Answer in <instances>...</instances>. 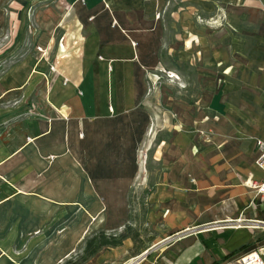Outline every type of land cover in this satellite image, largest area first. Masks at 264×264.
Listing matches in <instances>:
<instances>
[{
    "label": "crops",
    "instance_id": "1",
    "mask_svg": "<svg viewBox=\"0 0 264 264\" xmlns=\"http://www.w3.org/2000/svg\"><path fill=\"white\" fill-rule=\"evenodd\" d=\"M179 1L0 0V31L8 2L12 30L33 17L38 48L0 70V264H45L46 255L67 253L75 232L44 227L76 223L77 207L86 218L103 207H125L141 144L162 129L169 138L157 157L163 178L150 200L169 209L166 221L185 223L172 236L223 227L217 220H243L257 204L254 197L264 198L250 187L264 177L255 164V142H264V42L258 40L264 8L258 0L228 6L226 29L238 33L218 39L221 9H214L221 0ZM193 6L201 9L199 23L191 21L195 29L188 24ZM173 24L181 38L173 39ZM14 45L11 35L5 58ZM195 55L200 75L226 80L216 102L221 113L212 118L214 107L193 117L188 103L172 102L161 128L151 84L163 71H185ZM196 129L213 135L201 140ZM229 201H239L237 211L220 214ZM57 207H69L68 218L55 215ZM243 221L263 225L231 229L262 231L216 258L208 255L206 264H224L264 244V218ZM201 225L209 230L201 232Z\"/></svg>",
    "mask_w": 264,
    "mask_h": 264
},
{
    "label": "rangeland",
    "instance_id": "2",
    "mask_svg": "<svg viewBox=\"0 0 264 264\" xmlns=\"http://www.w3.org/2000/svg\"><path fill=\"white\" fill-rule=\"evenodd\" d=\"M239 1L240 0H221L220 5L215 6V11H217V8L221 9V18L219 20V24L221 25H219L220 28L216 29L218 39H233L238 33L235 28H232L231 30L226 29L228 21L227 18H225V13H227L228 6L236 4ZM179 2V0H173V6L179 4ZM258 2L264 8V0H258ZM190 4L192 3L190 2ZM8 5V2L2 4L5 25L4 29L0 31V57L5 55L2 50L9 43L11 35L13 36V42L15 44L18 43L19 45H14L9 51H6L7 54L10 53L6 58L4 56L5 59L3 61H0V70L3 69L4 66L6 67L19 61L24 55H35L38 49L36 47L37 32L32 29V24L35 22L33 17L31 16L29 21L25 20L23 23L17 25L19 27L18 30H12L8 20ZM193 7L194 10L191 12V18H189L190 23L188 24L190 25V28L192 27V29H195L192 23H199V16L195 13L197 11L199 14L200 11L197 9H201L197 8V6ZM204 14L206 15H204L205 17L209 16H207L208 13H206V11ZM205 21L207 23L211 22L212 18H208ZM13 22L14 24L12 26L14 27L16 25L15 21ZM169 29L172 33L173 39L181 38V30L178 26L173 24ZM188 33L189 35L195 34L192 32ZM177 34L178 36L175 37ZM204 34H209V31H205ZM258 40L260 43L264 42V35L258 38ZM189 62V66L186 67L185 71L180 73L163 71L151 84L153 87L152 93L155 101L154 103L157 107L156 112L158 120L161 122V128H164L163 124L166 120L165 114L167 113H165V111L170 107V103L172 102L188 103L192 106V111L188 112L193 117L196 116L201 109L216 108V104L219 103L218 100L222 95L221 86L226 80L224 78L213 76L212 74H204V76L200 75V71L197 67L200 60L196 58V55L195 57H191ZM240 75L241 74H239V76ZM240 78L243 79L244 77L242 76ZM206 92L209 93L207 94ZM213 92L215 93L212 94ZM214 113L215 114L212 118L217 120L221 112L216 108ZM207 119L208 116L205 115V120L207 121ZM195 134L199 135L201 140L203 139L204 141L205 139L211 138L213 135L211 130L206 129H196ZM168 139L169 138L164 137L162 129V131L158 132L156 138H145L144 142L141 144V149L138 153L139 172L134 176L132 185L128 190L127 201L129 204L127 203L125 207L122 208L119 206L117 208H108V210L103 207L100 208V214L95 213L92 217L88 216L87 218L83 215L85 212L84 209L77 207L76 223L65 221L60 224H57V222L45 223V231L53 228L57 233L65 235L68 234L69 231L75 232V236L70 240L69 246L67 247L65 245L63 247H67L68 249L66 250H69V248L71 249L67 253L62 251L60 254H54L53 256L46 255L45 257L49 258L46 259L45 264H63V262L70 257V254H72L74 259H78L79 250L86 236L91 235L98 230H103L106 233H115L121 230L125 225L130 226L128 231L130 237L124 239L121 246L116 248L104 247L91 256L84 264H126L130 259L142 255L144 251L145 252L142 255L143 260H140L139 264H159L162 259L164 262H161V264H206L208 255L216 258L220 253L228 251L238 241L245 239L248 234L259 233L262 231V229L234 230L231 228L216 227L206 233L187 237L194 234L195 229L193 228V230L186 229L187 231L172 236L175 233L174 231L179 232L181 227H186L185 223H179V221H166V215L169 209H165V207L162 206H156L153 201L150 200L152 187L158 180L163 178L161 170H159L161 163L157 157L160 156L158 152L159 149L164 146V141H167ZM193 151H197L196 146L193 147ZM254 199L257 200V204L252 206L250 211L242 213L244 216L243 220L249 218H264V198L260 199L254 197ZM239 205V201L237 203L232 201L226 202L219 213H233L237 211ZM47 209L48 208H46V211H48ZM54 213L55 215L58 213L59 216L68 218V215L71 212H69V207H57L54 208ZM174 213H176V211ZM171 214L174 215L173 218H176L173 212ZM215 223L225 222L217 220ZM171 226L174 229H172ZM261 227L262 226L259 228ZM170 249V257H167L168 255H166L165 252ZM57 259H60V261H56Z\"/></svg>",
    "mask_w": 264,
    "mask_h": 264
},
{
    "label": "trees",
    "instance_id": "3",
    "mask_svg": "<svg viewBox=\"0 0 264 264\" xmlns=\"http://www.w3.org/2000/svg\"><path fill=\"white\" fill-rule=\"evenodd\" d=\"M129 229L130 226L125 225L119 232L106 233L104 231H98L92 234L84 240V243L79 250V258L74 259L71 255L63 262V264H83L102 247L120 246L124 238L130 237L128 233Z\"/></svg>",
    "mask_w": 264,
    "mask_h": 264
},
{
    "label": "built area",
    "instance_id": "4",
    "mask_svg": "<svg viewBox=\"0 0 264 264\" xmlns=\"http://www.w3.org/2000/svg\"><path fill=\"white\" fill-rule=\"evenodd\" d=\"M257 156L255 159L256 166L264 173V142L256 140ZM250 187L256 194H264V177L260 182H251ZM242 221L241 225H243ZM224 264H264V244L240 254L235 259Z\"/></svg>",
    "mask_w": 264,
    "mask_h": 264
},
{
    "label": "bare ground",
    "instance_id": "5",
    "mask_svg": "<svg viewBox=\"0 0 264 264\" xmlns=\"http://www.w3.org/2000/svg\"><path fill=\"white\" fill-rule=\"evenodd\" d=\"M242 221L243 220H240V219L239 220L238 219H236V220L228 219V220H225V223H223V224H225L223 227H225V228H233V227H238V228H242V227H245V228H259L260 226H262V223L260 221H244L243 225H241ZM203 225H205V224H203ZM203 225H201L202 227L200 228V229H202L201 232L209 230V229L205 228L207 226H203ZM144 252L142 253V255L144 254ZM142 255H139V256H137L135 258L130 259L129 261H127L126 264H139V261L143 260L142 259L143 258Z\"/></svg>",
    "mask_w": 264,
    "mask_h": 264
}]
</instances>
